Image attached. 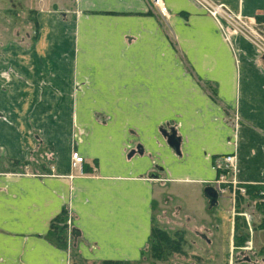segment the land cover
I'll return each mask as SVG.
<instances>
[{"label":"crops","instance_id":"obj_1","mask_svg":"<svg viewBox=\"0 0 264 264\" xmlns=\"http://www.w3.org/2000/svg\"><path fill=\"white\" fill-rule=\"evenodd\" d=\"M216 1L264 19V0ZM162 2L163 24L150 0H36L40 30L50 31L43 44L53 52L77 47L79 67L88 63L89 73L111 80L102 81L98 106L114 116L86 124L77 146L81 175L71 167L69 134L66 146L54 145L50 178L0 174V264H76L69 247L48 237L63 212V223L77 227V255L86 264H137L153 226L193 230L210 250L216 226L204 188L216 179L214 159L235 153L238 181L264 183L262 58L243 37L226 40L192 0ZM64 13L66 21L58 17ZM64 29L77 36L61 38ZM172 130L178 152L167 142ZM260 223L254 229H264ZM245 243L253 256L239 264H264V238Z\"/></svg>","mask_w":264,"mask_h":264},{"label":"rangeland","instance_id":"obj_2","mask_svg":"<svg viewBox=\"0 0 264 264\" xmlns=\"http://www.w3.org/2000/svg\"><path fill=\"white\" fill-rule=\"evenodd\" d=\"M35 3L36 0H0V174L46 179L53 171L54 145L66 146L69 134L71 153L77 151V146L83 144L89 133L88 121L109 122L114 111L98 106L101 83L111 80L105 78L104 73H89L88 63L86 68L79 67L77 47L60 45L59 50L53 52L50 45L43 44L49 39L50 31L40 30L38 10L33 8ZM65 16V13L58 15L66 21ZM156 18L164 23L160 13H156ZM59 32L61 38L77 36L75 31L74 34L66 29ZM63 47L64 51L60 50ZM186 69L190 70L187 66ZM82 100H89L91 107L80 108L78 104ZM53 137L58 141L52 144ZM224 196L226 200L218 198L209 212L216 226L211 236L212 249L209 250V245L193 230L167 231L174 241H181L180 251H172L169 247L164 249L160 259H156L152 256L149 239L137 264H209L211 260L215 264H229L230 261L239 264L245 256L252 257V252L248 253L245 248L250 247V243L245 241L250 237L264 238V229L253 227H259L261 208L253 209L250 231L241 218L234 220L235 225H232L229 194ZM236 209L243 212L245 208L238 205ZM55 225L64 228L63 245L74 252L76 264H86L77 255L80 237L73 234L77 228L74 222L70 219L66 224L55 222ZM231 226H234L235 236L232 238L229 237Z\"/></svg>","mask_w":264,"mask_h":264},{"label":"built area","instance_id":"obj_3","mask_svg":"<svg viewBox=\"0 0 264 264\" xmlns=\"http://www.w3.org/2000/svg\"><path fill=\"white\" fill-rule=\"evenodd\" d=\"M150 1L158 8L161 16L167 17V10L162 0ZM192 1L215 21L226 40H229L232 34L243 37L256 49L264 62V19L258 20L256 17L234 13L226 5L216 0ZM70 159L71 167L76 169L81 175L83 157L79 152L74 151L71 153ZM212 170L217 175L216 179L211 182L217 196L223 198L225 194H229V200L232 205V223L237 218H241L251 231L250 221L252 213L250 208H264V183L252 184L238 181L235 153L217 156L213 161ZM228 175L230 179H227ZM238 205H242L245 208L243 212H239L236 209Z\"/></svg>","mask_w":264,"mask_h":264},{"label":"trees","instance_id":"obj_4","mask_svg":"<svg viewBox=\"0 0 264 264\" xmlns=\"http://www.w3.org/2000/svg\"><path fill=\"white\" fill-rule=\"evenodd\" d=\"M64 214L65 213L63 212L58 217H56V219L51 223L50 232L48 233V237L61 247H64L63 244H65L64 243L65 231L63 227L60 228L57 227L55 225V222H64V217H65ZM260 226L264 227V217H263V221L260 223ZM73 234L79 235L77 230H74ZM180 242L181 241L178 240L174 241L166 231L156 226H153L151 228V234H150L151 251H152V256L156 259H160L163 256L164 249L166 248L169 249L170 247L171 250L175 252L180 251L181 249ZM172 245H174V247H172ZM101 264H127V263L121 261H103Z\"/></svg>","mask_w":264,"mask_h":264},{"label":"water","instance_id":"obj_5","mask_svg":"<svg viewBox=\"0 0 264 264\" xmlns=\"http://www.w3.org/2000/svg\"><path fill=\"white\" fill-rule=\"evenodd\" d=\"M167 142L172 149L178 152L179 139L176 137L174 130H172L170 135H167ZM204 195L208 199L209 207H213L217 204V194H216V191L212 187L210 186L205 187Z\"/></svg>","mask_w":264,"mask_h":264},{"label":"flooded vegetation","instance_id":"obj_6","mask_svg":"<svg viewBox=\"0 0 264 264\" xmlns=\"http://www.w3.org/2000/svg\"><path fill=\"white\" fill-rule=\"evenodd\" d=\"M235 222H236V221H234V225H235ZM243 222H244V221H243ZM233 237H235L234 234H233ZM244 258H247V257H244Z\"/></svg>","mask_w":264,"mask_h":264}]
</instances>
